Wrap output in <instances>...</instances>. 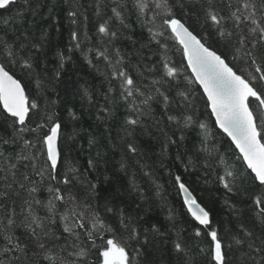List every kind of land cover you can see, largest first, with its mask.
<instances>
[{"label": "snow or ice", "instance_id": "6c2138e0", "mask_svg": "<svg viewBox=\"0 0 264 264\" xmlns=\"http://www.w3.org/2000/svg\"><path fill=\"white\" fill-rule=\"evenodd\" d=\"M42 7L49 27L37 34L34 20L25 23ZM0 10L9 13L0 14V264H264V0H0ZM61 10L69 45L67 54L53 53L50 71L49 29L61 32ZM133 24L147 33L140 48L129 34ZM123 40L131 41V52ZM75 52L99 77L94 91L80 93L87 100L81 108L95 112L105 125L101 135L120 153L114 171L131 177L123 195L147 199L132 169L152 179L141 143L151 135L161 168L169 167L172 146V166L179 162L187 172L202 162L232 218L223 233L177 174L191 234L183 239L177 231L169 252L175 260H165L169 250L157 240L165 233L156 224L141 231L134 201L120 207L119 186L112 190L105 175L109 188H99L67 163L58 101L44 93L55 90ZM67 115L79 119L71 106ZM193 128L199 147L186 149L192 155L185 162L179 149ZM107 163L98 152L88 168L98 174ZM161 206L167 207L163 197ZM135 207L147 211L142 203ZM167 219H176L172 208Z\"/></svg>", "mask_w": 264, "mask_h": 264}, {"label": "trees", "instance_id": "16d2710c", "mask_svg": "<svg viewBox=\"0 0 264 264\" xmlns=\"http://www.w3.org/2000/svg\"><path fill=\"white\" fill-rule=\"evenodd\" d=\"M41 2H43V0H41ZM83 2L87 4L88 0H83ZM47 12V7H42L39 9L40 14L35 17L31 16V14H27L25 27H28V21L34 20V28L37 30V34H39V29L48 28V22L42 19V15H47ZM0 14L3 16L9 15V13L2 12V10H0ZM89 15H91V11H89ZM59 22L61 26V32L59 34H57L55 28L49 29L51 35L49 51L50 71L56 65V58L53 53L59 51L62 54H67V47L69 45L70 25L65 18V14L62 13V10L59 15ZM91 34L92 33L90 32V35ZM129 34L132 36L133 40L137 41L135 44L136 48H140L141 44L147 39V33L144 32L142 34L141 30L135 24H133V30ZM93 39H95L94 36ZM121 46L128 52H131L133 49V45L129 40H123ZM145 51H147V49H145ZM176 59L179 60V56H177ZM98 80L99 77L88 68V65L84 62L80 53L75 52L72 59L66 61L60 80L53 85L55 90L53 91L50 89L44 93V95L50 99L58 101L55 110L64 121L62 127L64 133L62 151L64 156L68 157L67 163L73 164L79 173H86L87 178L93 183H97L99 188H109V185L104 183L105 175H107L110 181H112V190H115L116 187L119 186L121 193L119 197V200L121 201L120 207H125L130 199L134 201L132 208L135 209L136 212H139V215L142 217L139 221L141 231L150 228L152 224H156L160 227L161 232L165 233L164 236L157 237V240L164 242L162 246L169 250L164 253L165 260L169 258L173 261L175 260V256H169V252L171 250L172 242L177 238V231L180 232V236L183 239H189L191 234L190 217H188L186 210L182 206V198L178 189L174 187V176L177 174L182 177L184 183L189 187V190L197 198L201 206L205 207V209L210 212L213 224L218 226L221 233H223L225 224L231 221L232 218L229 215L228 209L222 203L223 191L218 189L216 184L212 182L213 178L204 174L201 166L202 162L198 163L196 168L189 169L187 172L179 162H176L175 166H172L175 156L177 155L176 146H172L169 151V157L166 161L169 167L161 168L156 163L159 158L158 154L160 146L151 138V135H145L142 138L141 143L145 146L146 160L148 164L153 166L152 179L145 177L138 167L132 169V171L136 172L134 179L140 186L141 191L146 193L147 199L145 201H140L137 198L138 194L135 192L131 193L130 197L123 195L125 189L129 187L128 181L131 177L130 175L125 176L123 173L114 171V169L118 168L117 161L120 159V153L119 151L114 152L111 150L107 134L104 136L101 135V133L104 132L105 125H102L95 120V112L84 111V109L81 108V103L87 107V100L81 101L80 93L83 92L84 87H87L90 92L94 91V89L98 87ZM27 87L29 95L35 97L37 95L35 83L27 85ZM69 106L73 107V111L79 117L78 120H72V118L67 115V107ZM204 111L205 110L201 108L202 114ZM120 114L122 115V112ZM199 118L208 122L207 115H201ZM108 124H111V121H109ZM213 125L214 120L209 124L210 129ZM197 133L198 129L196 128L189 130L186 134L187 138L183 142V146L179 149V153L184 158L185 162H187V159L192 155L191 151H186V149H191L193 143L197 144V148L199 147V137ZM152 134L155 135L154 132ZM116 135L117 131L114 129L111 132V136L114 140ZM93 138H95L96 142L89 144V140ZM175 139H179V132H177ZM224 140H227V138L225 137ZM217 147L220 148L223 153L224 149L221 148L219 144H217ZM98 152L102 153L107 158L108 163L100 166L97 174V172H92V170L88 168V161L89 159L97 158ZM201 155H203V153H201ZM61 168L62 171L66 170L63 163ZM153 180L155 181V184L152 182ZM206 180L208 183H205ZM157 184L160 186L159 196L156 195ZM149 189L151 190L149 191ZM161 197L166 201L167 207L161 206ZM233 200H235V197H233ZM137 203H142L147 211L145 212L136 209L135 206ZM248 203H250V200ZM169 208L174 210V215L176 217L175 221H169L167 219ZM109 219L110 221L114 220L111 214H109ZM173 223H175L176 230L170 231L169 228ZM105 238L107 239L108 237L106 236ZM192 243H195V238H192ZM128 251L132 252L131 245L129 246ZM143 258L145 257H138L137 259L139 260ZM147 258L153 259L154 257L149 256ZM155 258L159 259V257ZM201 258L202 257L197 256V259ZM203 258L206 259L207 257Z\"/></svg>", "mask_w": 264, "mask_h": 264}, {"label": "water", "instance_id": "95a60500", "mask_svg": "<svg viewBox=\"0 0 264 264\" xmlns=\"http://www.w3.org/2000/svg\"><path fill=\"white\" fill-rule=\"evenodd\" d=\"M182 198V197H181Z\"/></svg>", "mask_w": 264, "mask_h": 264}]
</instances>
